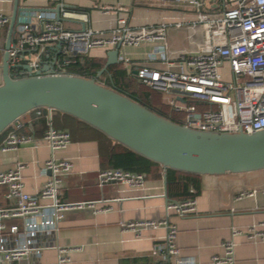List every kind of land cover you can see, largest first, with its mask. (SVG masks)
<instances>
[{
  "label": "built area",
  "instance_id": "1",
  "mask_svg": "<svg viewBox=\"0 0 264 264\" xmlns=\"http://www.w3.org/2000/svg\"><path fill=\"white\" fill-rule=\"evenodd\" d=\"M50 1L58 4L55 8L59 9L60 19L54 12L24 11L18 15L8 50L12 78L37 76L45 64L52 66L55 75H74L71 73L73 65L95 48L112 50L118 45L136 47L152 43L156 45L153 54L163 68L133 66L131 60L120 53L119 63L142 84L159 91L163 102L172 110L183 113L182 125L213 133L264 131V0H183L194 14V23L202 29V42L196 52L183 54L175 62L168 56V24L134 28L128 23L127 11L118 7L112 10L119 17L109 34L94 29L70 30L64 27L62 20L85 22L87 14L69 10L62 0ZM0 2L10 4V11L0 9V54L3 58L13 0ZM20 7H26L23 0ZM109 11L103 9L104 14ZM183 24L176 22L175 26L180 28ZM48 112L42 138L8 130L0 144V153L17 151L26 144L38 146L41 142L51 151L44 162V171L48 173L45 183L36 194L25 190V163L16 162L0 170V259L6 264L38 260L50 248L58 250L60 264L70 262L74 250L54 244L58 224L66 213L90 210L97 215L113 209L103 200L69 202L60 197L59 191L72 173L73 163L57 158L55 153L68 148L72 139L69 131L55 129L54 111ZM97 180L101 187L115 183L138 188L147 179L144 173L111 168L100 170ZM195 212L196 199L166 204L167 217L174 213L183 218ZM120 225L123 231L134 232L138 238L146 232L165 228L166 236L155 244L159 264L194 263L182 258L177 245L178 229L167 218L123 220ZM247 232L248 239H264V233L254 227ZM239 235L242 232L233 229V237ZM235 247L233 239L224 242V254L214 256L213 263H232Z\"/></svg>",
  "mask_w": 264,
  "mask_h": 264
},
{
  "label": "crops",
  "instance_id": "2",
  "mask_svg": "<svg viewBox=\"0 0 264 264\" xmlns=\"http://www.w3.org/2000/svg\"><path fill=\"white\" fill-rule=\"evenodd\" d=\"M71 11L87 14V21L62 20L66 29L104 31L107 34L116 26L118 7L127 11L128 23L134 28L168 24V56L177 61L181 55L196 52L202 42V29L194 23V14L183 0H62ZM26 7L36 11H51L58 4L50 0H23ZM5 4L7 6H5ZM0 9L10 11V4ZM103 9L111 10L107 14ZM55 13V12H54ZM184 22L182 27L176 22ZM3 35V33L1 34ZM7 37V32L5 33ZM5 37V38H6ZM155 44L122 46L120 54L128 57L133 66H149L161 69L162 62L153 54ZM109 50L95 48L89 57L106 61ZM1 84V83H0ZM162 100L163 96H162ZM49 112H47V116ZM35 110L14 123L15 130L22 128L25 135L37 139L43 137L46 120ZM51 156L47 144H26L17 151L0 153V170L12 167L16 162L25 163V190L36 194L44 185L47 174L44 162ZM57 158L73 163L72 173L64 180L60 197L69 202L99 201L109 203L113 209L105 214H93L90 210H70L58 224L54 244L70 248L71 261L63 264H159L155 244L167 234L165 228L146 232L140 238L134 232L123 231L121 222L160 220L167 218L178 229L177 245L182 258L192 264H214L212 258L224 254L223 243L233 239L236 243L234 260L229 264H264V239H248L247 231L256 228L264 233V170L200 176V190L190 188L193 195L186 199H170L165 179L166 170L160 166L147 178L142 187L132 188L124 184H98V173L105 169L95 141L73 142ZM196 199V212L179 217L172 213L167 217L168 201ZM46 212V211H45ZM44 212V213H45ZM233 229L242 235L233 237ZM247 232V233H246ZM0 264H6L0 259ZM25 264H60L58 250L43 252L38 260Z\"/></svg>",
  "mask_w": 264,
  "mask_h": 264
},
{
  "label": "water",
  "instance_id": "3",
  "mask_svg": "<svg viewBox=\"0 0 264 264\" xmlns=\"http://www.w3.org/2000/svg\"><path fill=\"white\" fill-rule=\"evenodd\" d=\"M20 4L21 0H13L1 64L0 135L21 117L45 108L85 122L165 170L200 176L264 170V131L248 134L192 129L155 113L128 95L100 83L96 77L55 75L52 66L47 64L37 76L12 78L8 50L18 15L37 10L22 8ZM54 12L60 19L59 9ZM120 48L118 45L107 52L105 66L98 76L109 66L119 64Z\"/></svg>",
  "mask_w": 264,
  "mask_h": 264
},
{
  "label": "trees",
  "instance_id": "4",
  "mask_svg": "<svg viewBox=\"0 0 264 264\" xmlns=\"http://www.w3.org/2000/svg\"><path fill=\"white\" fill-rule=\"evenodd\" d=\"M105 63L106 61L101 58L83 56L73 65L71 73L87 78L96 77L99 82H103L104 85L128 95L155 113L177 123H183V113L172 110L171 107L163 102L162 94L159 91L153 90L138 81L134 75L127 71L122 63L109 66L102 76H98V72L105 66ZM102 78H105V80L102 81ZM36 110L41 113V118L45 121L48 110L45 108ZM52 121L55 129L69 131L73 142H97L105 169H123L135 173H144L147 179L157 167L161 166L115 142L103 132L71 115L54 111ZM8 130H15L14 123L0 135V144ZM15 131L19 134H26L22 128ZM165 179L170 199L182 200L193 196L190 193V188L196 189L197 193L200 190V175L167 169Z\"/></svg>",
  "mask_w": 264,
  "mask_h": 264
},
{
  "label": "rangeland",
  "instance_id": "5",
  "mask_svg": "<svg viewBox=\"0 0 264 264\" xmlns=\"http://www.w3.org/2000/svg\"><path fill=\"white\" fill-rule=\"evenodd\" d=\"M2 4H4V3H2V2H0V6L2 5ZM5 6H7L6 4H5ZM3 58H2V56H1V54H0V61L2 60ZM227 71V70H226ZM105 80V78H102V81H104ZM2 82V69H0V83Z\"/></svg>",
  "mask_w": 264,
  "mask_h": 264
}]
</instances>
